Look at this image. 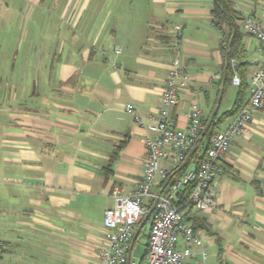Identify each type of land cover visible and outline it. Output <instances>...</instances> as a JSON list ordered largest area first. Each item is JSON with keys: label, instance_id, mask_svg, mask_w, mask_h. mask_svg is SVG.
Instances as JSON below:
<instances>
[{"label": "crops", "instance_id": "1", "mask_svg": "<svg viewBox=\"0 0 264 264\" xmlns=\"http://www.w3.org/2000/svg\"><path fill=\"white\" fill-rule=\"evenodd\" d=\"M229 2L248 79L264 58L239 18L249 15L264 28V0ZM214 7L215 0H0V35H7L0 42V241L11 246L2 264H99L103 213L115 192L131 194L141 177L143 138L160 103L175 30L189 76L171 111L177 128L195 102L206 126L236 90L223 86L218 102L227 68L221 42L232 25L217 29ZM20 17L25 39L15 44L9 35ZM129 103L142 126L125 112ZM221 164L214 208L187 214L201 240L187 261L264 264V108ZM162 168H171L168 159ZM140 223L127 264H140L147 249L148 233L143 248L138 242Z\"/></svg>", "mask_w": 264, "mask_h": 264}, {"label": "built area", "instance_id": "2", "mask_svg": "<svg viewBox=\"0 0 264 264\" xmlns=\"http://www.w3.org/2000/svg\"><path fill=\"white\" fill-rule=\"evenodd\" d=\"M240 29L257 43V52L264 58V28L251 16L239 18ZM181 30L176 29L171 42L173 57L160 94V103L153 123L146 126L148 134L143 138L145 159L139 182L131 194L119 192L113 195V207L103 213L102 227L106 244L99 249V264H127L131 240L135 228L152 208L148 218V244L141 264H202L190 263L193 249L201 246L191 221L186 219L190 206L193 211H209L215 206L216 184L223 174L221 159L230 150L233 140L243 135L253 114L264 108V62L249 75L248 97L244 105L231 118L222 131L215 132L197 168H188L179 178L170 182L171 176L182 169L190 151L200 146L205 124L201 106L195 102L186 114L185 127L175 126L171 111L178 105V92L187 85L189 76L180 60L178 50ZM115 50V54H119ZM241 83L239 73L233 71L231 85ZM124 110L134 122L142 126L143 121L132 103ZM168 159L171 168H162ZM155 185L160 193L153 192ZM185 186H192L190 193L180 199L179 193ZM182 246H178V241ZM205 259V254H202Z\"/></svg>", "mask_w": 264, "mask_h": 264}, {"label": "trees", "instance_id": "3", "mask_svg": "<svg viewBox=\"0 0 264 264\" xmlns=\"http://www.w3.org/2000/svg\"><path fill=\"white\" fill-rule=\"evenodd\" d=\"M213 14L215 16V23L214 26L217 29H220V24L227 23L230 25V23L235 22V14L232 11L231 5L229 0H215V7L213 10ZM231 26V25H230ZM232 33V28H230V31L227 34H223L222 42H221V52L224 56H227V68L225 73V81H224V87H227L231 84V78L233 75V71H237L239 73L241 83L238 87H236V94L235 99L233 103V108L229 112L223 113L221 115H215L214 119L208 128L207 132L204 133L200 146L198 147L197 151L191 155L186 165L174 173L171 176L170 182L174 181L175 179L179 178L182 174H184L185 170H187L190 165L194 168H197L201 162V160L204 158V154L206 149L209 146V139L211 135L216 131V128L219 127L228 117H233L238 110L244 105L246 101V94L248 92V83H247V76H246V65L243 63V50L240 46L241 42V34L239 33L238 29L235 30L234 36L232 41L230 42ZM236 61V65L233 67L231 65L232 61ZM199 156L197 155V152H199ZM195 159V160H194ZM194 160V161H193ZM193 162V163H192ZM192 186H185L181 189L179 193L180 199H183L185 196H187L190 193ZM188 208L187 213L185 214L187 219V214L191 212L192 208L190 206H186ZM141 222V221H140ZM139 222V223H140ZM11 250V246L8 242L0 241V264H2V258L4 255H6ZM142 263V262H141ZM140 263V264H141Z\"/></svg>", "mask_w": 264, "mask_h": 264}, {"label": "rangeland", "instance_id": "4", "mask_svg": "<svg viewBox=\"0 0 264 264\" xmlns=\"http://www.w3.org/2000/svg\"><path fill=\"white\" fill-rule=\"evenodd\" d=\"M25 17H20V18H16V26H15V33L12 35H9V39L10 42L12 41V37H13V41L15 44H19L20 42L22 43L25 39V33L23 30V26L25 25ZM21 28V29H19ZM7 35H0V42H4L3 40H6ZM235 89H231L228 91V94L225 95L221 105H220V112L222 114V112H224V110H232L233 108V101L229 100L232 96H235L236 94ZM247 96V94H246ZM230 97V98H229ZM234 99V97H233ZM220 114V115H221ZM223 125V123L221 125H219V128ZM191 168V167H189ZM149 231V222L147 221L144 226L141 229V233H140V237H139V244L141 245L140 247L143 248V245L145 244V240H146V235Z\"/></svg>", "mask_w": 264, "mask_h": 264}, {"label": "water", "instance_id": "5", "mask_svg": "<svg viewBox=\"0 0 264 264\" xmlns=\"http://www.w3.org/2000/svg\"><path fill=\"white\" fill-rule=\"evenodd\" d=\"M231 25H232V35H231V38H230V42L232 41L233 36H234V33H235V30H236V28H235V24H234V23H231ZM227 61H228V58H227V56H226V66H227ZM224 81H225V73H224V75H223V79H222V87H221V89H220V94H219V97H218V102H219V100L221 99V95H222V91H223V86H224ZM215 114H216V110H214V112L212 113V115L209 117L208 123L206 124L205 129H204L203 135H204V133L207 131V129H208V127H209L211 121L213 120ZM151 212H152V208H151V209L146 213V215L143 217V219H142V221H141V223H140V226H139V228H138V231H139V230L144 226V224L147 222V220H148V218H149ZM138 231H137V232H138Z\"/></svg>", "mask_w": 264, "mask_h": 264}]
</instances>
